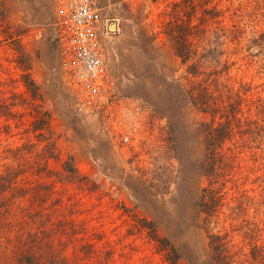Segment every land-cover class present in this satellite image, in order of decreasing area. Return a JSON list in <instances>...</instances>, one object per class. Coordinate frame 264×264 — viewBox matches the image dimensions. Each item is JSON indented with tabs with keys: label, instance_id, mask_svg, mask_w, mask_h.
<instances>
[{
	"label": "rangeland",
	"instance_id": "1",
	"mask_svg": "<svg viewBox=\"0 0 264 264\" xmlns=\"http://www.w3.org/2000/svg\"><path fill=\"white\" fill-rule=\"evenodd\" d=\"M99 1L103 18L110 21L109 26L112 22L117 24V30L110 29L109 46L119 93L109 109L84 106L80 93L64 78L58 58L55 0H7V22L0 25V106L8 108L9 111H5L12 114L0 116V170L12 163V151L18 148L32 145L38 151L43 150L45 143L37 136L39 132L33 131V122L41 114L38 111L48 112L59 157L58 161L51 160L49 167L61 170V163L72 155L79 173L92 178L98 188L89 191L86 187L60 183L56 178L49 180L45 175L28 174L26 182L29 185L54 183V193L48 204L61 200L65 211L61 205L52 208L60 211L59 216L66 215L64 219L70 218L69 206L75 205L78 213L74 220L87 228L97 249L90 259L80 255L79 263L167 264L165 252L141 227L140 220L145 215L135 209L137 201L124 179L128 173L142 168L151 172V179L159 180L162 177L158 176L164 175L163 169L168 164L166 178H171L172 182L166 199L175 192L178 164L165 162L167 120L155 114L153 104L160 105L166 100L160 75L182 78L185 71L164 35L165 25L175 18L173 6L183 0ZM190 3L193 45L196 46L198 35L201 36L197 25L203 10L216 8L213 18L206 15L209 20L205 25L206 36L227 53L224 58L233 62L225 81L230 78L229 84L237 89L241 84L252 88L248 93V106L250 101L263 98L264 57L259 54L253 57L259 48L251 50L248 47L253 39L264 36V0H190ZM16 28L25 32L21 44L34 58L31 72L40 86V97L34 101L22 81L19 53L6 38V33ZM217 30L221 36L218 41L214 37ZM191 80L194 82L195 78ZM247 109L245 106V111ZM252 109L254 121L259 118L260 110ZM183 113L191 130L206 118L191 106ZM191 138L189 150L197 158L201 148L196 136ZM237 140L238 137L234 142ZM248 147L237 149L240 153L236 163L240 167L226 188L228 207L213 228L223 234L228 232L227 241L241 260L249 254L250 242L236 230L240 225L229 215L231 208L236 206L234 199L238 200L244 192L255 198L245 213L247 219L259 221L262 226L260 240L253 242L264 245V204L261 202L260 210L255 207L257 200L262 201L258 177L264 175V158L261 150L254 149L252 144ZM159 154L165 159H160ZM195 185L193 182V187ZM164 206L173 217H179L177 210L180 209L174 204ZM206 236L203 230L191 228L181 241L187 242L203 259L208 242ZM107 252H111L113 259H109Z\"/></svg>",
	"mask_w": 264,
	"mask_h": 264
},
{
	"label": "trees",
	"instance_id": "2",
	"mask_svg": "<svg viewBox=\"0 0 264 264\" xmlns=\"http://www.w3.org/2000/svg\"><path fill=\"white\" fill-rule=\"evenodd\" d=\"M190 6V0L175 4V18L167 22L164 30L167 44L185 70L183 77L166 78L160 75L166 100L160 105L153 104L155 114L167 120V139L164 140L166 159L159 155L166 163L178 164L175 192L166 199L169 183L172 182L171 178H166L168 164L163 169L164 175L158 176L162 177L159 180L151 179L148 170L138 168L126 175L124 184L137 201L135 209L145 215L140 220L141 227L165 252L167 264H264V245H257L262 226L253 217V220H248V214H245L255 202V198L247 192L238 200L234 199L236 206L231 208L229 215L233 222L240 225L236 230L250 242L245 261L227 241L228 232L223 234L213 229L219 224L222 211L228 207L226 188L240 167L236 163L240 153L237 149L252 144L254 149L261 150L264 158V97L250 101L248 106V93L252 92V88L241 84L237 89L229 84L230 78L225 81L233 62L224 58L227 53L206 36L205 25L209 21L206 15L213 18L216 8L203 10L197 25L201 36L198 35V43L193 45ZM8 11L7 0H0L2 26L7 22ZM24 35V31L16 28L6 33V38L19 53L22 81L34 101L40 97V86L31 72L34 58L21 44ZM214 37L216 41L220 39L218 30ZM248 48H259L252 56L264 57V36L253 39ZM194 78L193 82L191 79ZM188 106L206 117L194 130L185 121L183 110ZM252 108L260 110L259 118L254 121L251 119ZM5 109L8 108L0 106V116L12 114ZM38 112L41 114L33 122V131L39 132L37 136L42 138L41 142L44 141L43 150L38 151L32 145L18 148L12 151V163L5 164L0 170V264H80V255L90 259L97 249L88 236L87 228L74 220L78 213L75 205L69 206L70 218L64 219L66 215L59 216L60 211L52 208L61 205L65 211L61 200L48 204L54 193V183L29 185L26 179L28 174L36 177L45 175L49 180L56 178L60 183L86 187L89 191L98 186L92 178L79 173L72 155L61 163V170L54 171L49 167L51 160H59L58 147L52 137L50 114ZM193 136H196L201 148L197 158L191 155L188 145ZM236 137L239 140L234 142ZM193 182L196 183L194 187ZM258 182L263 194L260 196L262 201L255 203L256 210L261 209V202L264 204V175L258 177ZM162 203L174 204L180 209L177 210L179 217H173ZM191 228L203 230L207 235L203 259L187 242L181 241ZM107 255L113 259L111 252Z\"/></svg>",
	"mask_w": 264,
	"mask_h": 264
},
{
	"label": "built area",
	"instance_id": "3",
	"mask_svg": "<svg viewBox=\"0 0 264 264\" xmlns=\"http://www.w3.org/2000/svg\"><path fill=\"white\" fill-rule=\"evenodd\" d=\"M60 68L84 106L109 109L118 99L109 39V20L99 0H55Z\"/></svg>",
	"mask_w": 264,
	"mask_h": 264
},
{
	"label": "water",
	"instance_id": "4",
	"mask_svg": "<svg viewBox=\"0 0 264 264\" xmlns=\"http://www.w3.org/2000/svg\"><path fill=\"white\" fill-rule=\"evenodd\" d=\"M111 26L114 27V30H117V24L115 22H112L109 26V29H111Z\"/></svg>",
	"mask_w": 264,
	"mask_h": 264
},
{
	"label": "bare ground",
	"instance_id": "5",
	"mask_svg": "<svg viewBox=\"0 0 264 264\" xmlns=\"http://www.w3.org/2000/svg\"><path fill=\"white\" fill-rule=\"evenodd\" d=\"M111 29H113V30H114V27H113V26H111Z\"/></svg>",
	"mask_w": 264,
	"mask_h": 264
}]
</instances>
